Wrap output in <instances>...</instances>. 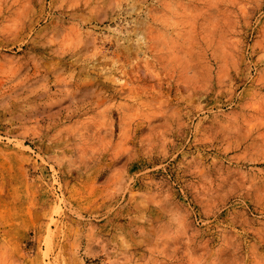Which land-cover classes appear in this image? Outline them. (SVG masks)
Returning a JSON list of instances; mask_svg holds the SVG:
<instances>
[{
	"label": "rangeland",
	"instance_id": "rangeland-1",
	"mask_svg": "<svg viewBox=\"0 0 264 264\" xmlns=\"http://www.w3.org/2000/svg\"><path fill=\"white\" fill-rule=\"evenodd\" d=\"M0 264H264V0H0Z\"/></svg>",
	"mask_w": 264,
	"mask_h": 264
}]
</instances>
